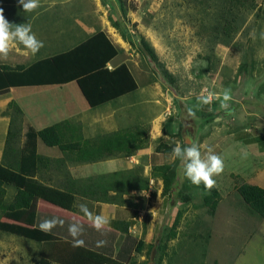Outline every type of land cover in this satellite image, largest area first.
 I'll return each mask as SVG.
<instances>
[{
	"label": "rangeland",
	"instance_id": "1",
	"mask_svg": "<svg viewBox=\"0 0 264 264\" xmlns=\"http://www.w3.org/2000/svg\"><path fill=\"white\" fill-rule=\"evenodd\" d=\"M50 1L56 5L60 0ZM0 2L6 8L4 15L13 12L18 20L24 17L17 0ZM67 5V11L80 13L83 23L87 21L91 27L88 34L74 35L64 48L56 50L68 49L94 31L105 30L121 50L112 61L125 60L140 85L119 98L123 105L116 107L126 105V114L120 119L126 117L129 130L149 134L146 147L153 151L157 146L159 152L154 153L158 157L154 161L176 166L177 180L171 190L163 194L161 189L159 194L165 216L163 235L167 231L174 235L177 228L182 241L199 235L207 245L215 235L206 251L208 264H264V217L250 212L236 191L244 182L264 188V0H249L242 7L236 0H68ZM63 13L59 18L68 27L70 17ZM53 36L51 33L50 38ZM141 39L152 47L156 60L140 49ZM225 90L231 96L227 109L221 107ZM208 94L214 97L210 103L198 100ZM182 143L198 144L202 155L211 149L223 160L222 173L214 177L219 198L213 214L203 203L210 191L203 183L197 186L184 177L183 161L173 154V147ZM4 189L0 264H40L45 256L60 264H95L89 252L99 256L107 251L105 246H74L64 224L42 231L41 222L50 216L40 203L45 202L42 198L32 200V222L8 216L22 210L14 206L26 200H20L14 184L6 183ZM179 192L189 194L190 199L181 201ZM30 211L29 206L21 217L30 216ZM24 231H35L36 236ZM249 231L248 239L240 236L248 237ZM150 253L151 249L142 262L130 264H157L158 254ZM123 259L126 256H120Z\"/></svg>",
	"mask_w": 264,
	"mask_h": 264
},
{
	"label": "crops",
	"instance_id": "2",
	"mask_svg": "<svg viewBox=\"0 0 264 264\" xmlns=\"http://www.w3.org/2000/svg\"><path fill=\"white\" fill-rule=\"evenodd\" d=\"M67 2L60 0L55 5L50 0H40V10L36 14L34 11L25 12L20 20L13 12L4 15L10 23L24 22L30 25L36 38L43 41V47L33 54L18 41L10 42L8 54L0 56V65L27 67L39 59L67 50L56 49L64 48L72 40L68 38L88 34L91 26L87 21L83 23L80 13L67 11L70 7ZM3 6L1 3L0 8ZM61 13L70 17L68 27L59 18ZM101 31L116 47L118 55L121 51L118 44L111 40L105 30ZM51 33L55 35L52 39ZM117 55L107 63V67L112 69L124 63L132 73L125 60L112 61ZM136 83L135 90H138L140 85ZM125 94L90 107L75 81L4 89L0 92V163L45 186L73 196L69 209L46 200L40 203L45 205V212L51 217L64 221L67 234L69 225L79 222L84 231L78 238L83 239L86 246L107 247V251L102 253L98 250V253L111 262L98 261L95 264L140 263L150 249V254H158L157 264H208L206 251L213 245L215 235L209 245L198 239L199 235L182 241L183 236L179 237L177 228L174 235H170L169 231L163 235L165 216L162 214L163 199L159 195L163 183L161 177L152 171L153 166L163 163L154 161L158 159L155 156L159 153L157 146L154 148L156 152H153L154 149L151 151L150 146L146 147V135L149 134L145 130L141 135L144 147L126 153L124 137H128L129 125L125 124L128 122L126 117L125 120L123 117L120 119L121 115L126 114V105L123 107L119 101ZM109 103L113 106L109 110L104 109ZM119 103L122 105L117 108ZM53 126L57 128L55 131L60 142L49 145L37 132ZM114 131L121 135L108 136ZM81 204H86L93 216H108L110 223L98 231L93 226V220L80 211ZM173 218H170L171 221ZM251 222L250 217L249 224ZM51 233L56 234L57 231ZM240 236L248 239L251 234L249 231L248 237ZM200 248L203 252L195 253ZM213 248H216V244ZM243 249L242 245L241 252H244ZM120 256H126V259L120 260Z\"/></svg>",
	"mask_w": 264,
	"mask_h": 264
},
{
	"label": "trees",
	"instance_id": "3",
	"mask_svg": "<svg viewBox=\"0 0 264 264\" xmlns=\"http://www.w3.org/2000/svg\"><path fill=\"white\" fill-rule=\"evenodd\" d=\"M248 1L236 0V3L242 7ZM138 44L145 54L156 60L154 51L146 40L141 39ZM115 55H117L116 47L103 31L98 30L73 47L39 59L27 67L16 66L11 68L0 65V92L10 86L45 85L75 81L88 105L95 107L137 89V83L126 64L121 63L112 69L107 67V63ZM56 129L55 126L47 127L38 131L37 134L49 145L59 144L60 140L56 134ZM127 132L128 137H124V144L127 145L125 148L126 153L130 154L142 147L143 136L141 135L143 133L131 130ZM120 135L121 133L118 131L108 134V136ZM181 145L184 144L182 143ZM152 171L154 175H159L162 179V193L170 191L175 180H177L176 166L170 163L155 165ZM6 183H12L17 186L20 200L24 198L26 200L23 205L17 203V206H14L22 207V210L9 212L8 216L14 219L23 218L28 223L34 219L32 200L37 197L65 209H69L73 201V196L70 193L45 186L0 163V201L4 194V184ZM203 187L205 186L203 185ZM209 191L210 194L203 197V203L207 206L209 214H213L218 203L219 193L215 187H212ZM236 191L250 212L261 218L264 217L263 187L244 182L236 187ZM177 197L185 202L190 199V196L183 192H179ZM29 206L32 210L29 212L30 216L24 215L21 217ZM17 229L23 230L22 227H17ZM24 234L36 236L35 231H24ZM89 253L91 257L96 259V262H111V260L102 255L96 256L92 252ZM40 264L60 263L52 262L50 258L45 256V258L40 260Z\"/></svg>",
	"mask_w": 264,
	"mask_h": 264
},
{
	"label": "clouds",
	"instance_id": "4",
	"mask_svg": "<svg viewBox=\"0 0 264 264\" xmlns=\"http://www.w3.org/2000/svg\"><path fill=\"white\" fill-rule=\"evenodd\" d=\"M18 4L22 5L24 12H32L40 6V0H17ZM10 23L4 16V9L0 8V56H6L10 50V42L18 41L25 48L29 49L33 54L39 51L43 47V41L38 40L35 34L31 30L30 25ZM264 38V33H261ZM214 99L212 94L198 97L204 104L210 103ZM231 99L228 90L223 93L222 108L227 109V101ZM191 114V113H190ZM176 158L183 161L184 169L183 175L194 185L199 186L201 183L206 189H211L215 186L214 177L222 173L224 169V163L220 155L209 149L206 155H202L200 147L196 143L191 145L177 144L172 149ZM80 211L93 220V226L99 231L102 227L110 223V218L106 215L93 216L86 204H81ZM64 221L60 218L53 217L51 219H45L40 224L42 231H51L57 224H63ZM68 231L74 238V246H82L84 244L83 239H79L80 235L84 231L83 225L79 222H73L69 225ZM102 243V242H100Z\"/></svg>",
	"mask_w": 264,
	"mask_h": 264
},
{
	"label": "water",
	"instance_id": "5",
	"mask_svg": "<svg viewBox=\"0 0 264 264\" xmlns=\"http://www.w3.org/2000/svg\"><path fill=\"white\" fill-rule=\"evenodd\" d=\"M147 264H152V261H149Z\"/></svg>",
	"mask_w": 264,
	"mask_h": 264
}]
</instances>
